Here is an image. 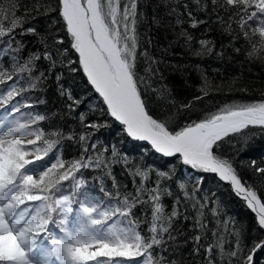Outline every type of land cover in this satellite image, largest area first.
Wrapping results in <instances>:
<instances>
[{
  "label": "snow or ice",
  "instance_id": "obj_1",
  "mask_svg": "<svg viewBox=\"0 0 264 264\" xmlns=\"http://www.w3.org/2000/svg\"><path fill=\"white\" fill-rule=\"evenodd\" d=\"M156 8L164 15L149 16L142 0H0V264H189V243L190 264H264V91L206 107L197 102L221 85L201 65L191 100L177 98L162 67L181 70L165 58L177 45L198 60L223 58L184 27L209 21L241 45L236 53L243 47L264 64V0H159ZM149 26L173 33L161 56L141 31ZM78 73L91 94L66 86ZM50 80L64 107L33 111L46 101L29 96ZM114 127L141 155L169 158L165 167L102 144L97 133ZM65 142L75 156H63ZM253 154L261 158L240 159ZM117 163L131 190L117 180ZM210 177L244 202L254 226L205 191Z\"/></svg>",
  "mask_w": 264,
  "mask_h": 264
},
{
  "label": "trees",
  "instance_id": "obj_2",
  "mask_svg": "<svg viewBox=\"0 0 264 264\" xmlns=\"http://www.w3.org/2000/svg\"><path fill=\"white\" fill-rule=\"evenodd\" d=\"M159 0H142V10L151 16L154 12L158 11V14L163 16V9L157 10L156 5ZM180 3H187L191 6L192 0H179ZM146 5V6H144ZM41 21V26L43 25ZM209 21V25H211ZM209 25H201L198 28L192 29L189 24L185 22L184 27L192 33V35L199 40L201 38L210 39L214 41L217 52H223V58H216V56L209 57L204 60H198L190 56L187 50L182 45H177L171 49V54L165 58L168 65L180 66V71H173L172 68L167 65H162L165 69V75L168 76V81L172 85L175 95L178 99L191 100L194 95L197 94V87L200 84L199 73L196 70L197 65H201L202 69L208 74L209 79L214 85H221V87L210 94L209 97L204 98L202 102L206 107H213L222 105L231 101L240 100H257L260 99V93L264 91V64L259 62H250L245 56V49L241 47V52L236 53L233 47L241 46L240 44L230 45L227 36H223L219 31L215 30L214 25L212 30H209ZM148 37L153 41V45L149 46L150 51L156 55L161 56L162 47H165L175 41L172 39L173 33L166 30L163 27L149 26L141 29ZM195 43V41H194ZM65 84L71 85L73 94L77 96L91 94V89L86 84V79L82 73L74 74L73 76L65 80ZM241 86L248 88L247 93L240 92L238 89ZM32 102L37 99L45 100L46 103L37 104L33 111L40 113H56L61 110L65 101L58 95L57 86L51 80L48 81L46 87L39 89L37 92L32 93L29 96ZM199 110V109H198ZM71 123V122H69ZM117 128L112 130H101L97 133L99 140L105 146L115 144L120 149L122 155L127 154L130 161L136 163H144L155 168H164L169 158H161L159 155L144 153L141 155L142 150L133 148L131 143H127L123 138L116 135ZM79 149L71 142H65L62 148V153L65 158L75 156ZM250 158L260 159L261 157L253 154L252 157L241 155L240 159L248 160ZM178 165V162H175ZM113 172L118 181L127 184L129 189L133 187L130 178L125 174V171L120 163H117L113 167ZM88 175H95V173H88ZM242 175L248 177L250 173L247 169L242 170ZM110 186V182H109ZM215 191L216 196L223 205L227 215L235 218L239 222H246L249 227L254 226V214L241 199L237 198L231 191V188L226 184L217 186L213 178H209L205 186V191ZM168 204L172 201L169 199ZM178 227H185L183 223ZM190 228V224H189ZM192 232L189 230L188 235ZM192 245L189 243L185 248V259L190 260L188 252Z\"/></svg>",
  "mask_w": 264,
  "mask_h": 264
},
{
  "label": "water",
  "instance_id": "obj_3",
  "mask_svg": "<svg viewBox=\"0 0 264 264\" xmlns=\"http://www.w3.org/2000/svg\"><path fill=\"white\" fill-rule=\"evenodd\" d=\"M244 203V202H243Z\"/></svg>",
  "mask_w": 264,
  "mask_h": 264
}]
</instances>
